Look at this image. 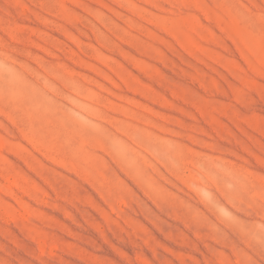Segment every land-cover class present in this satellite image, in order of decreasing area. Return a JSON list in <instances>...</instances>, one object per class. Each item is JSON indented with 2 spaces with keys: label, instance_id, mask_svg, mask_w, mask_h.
<instances>
[{
  "label": "rangeland",
  "instance_id": "374dc122",
  "mask_svg": "<svg viewBox=\"0 0 264 264\" xmlns=\"http://www.w3.org/2000/svg\"><path fill=\"white\" fill-rule=\"evenodd\" d=\"M0 264H264V0H0Z\"/></svg>",
  "mask_w": 264,
  "mask_h": 264
}]
</instances>
